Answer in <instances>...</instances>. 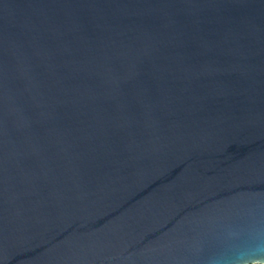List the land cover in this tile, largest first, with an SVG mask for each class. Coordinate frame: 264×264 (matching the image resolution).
I'll list each match as a JSON object with an SVG mask.
<instances>
[{
    "label": "water",
    "instance_id": "obj_1",
    "mask_svg": "<svg viewBox=\"0 0 264 264\" xmlns=\"http://www.w3.org/2000/svg\"><path fill=\"white\" fill-rule=\"evenodd\" d=\"M264 264V0H0V264Z\"/></svg>",
    "mask_w": 264,
    "mask_h": 264
},
{
    "label": "trees",
    "instance_id": "obj_2",
    "mask_svg": "<svg viewBox=\"0 0 264 264\" xmlns=\"http://www.w3.org/2000/svg\"><path fill=\"white\" fill-rule=\"evenodd\" d=\"M256 264H260V263H256Z\"/></svg>",
    "mask_w": 264,
    "mask_h": 264
}]
</instances>
